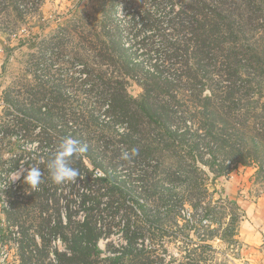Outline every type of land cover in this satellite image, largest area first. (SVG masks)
Wrapping results in <instances>:
<instances>
[{
    "label": "rangeland",
    "instance_id": "374dc122",
    "mask_svg": "<svg viewBox=\"0 0 264 264\" xmlns=\"http://www.w3.org/2000/svg\"><path fill=\"white\" fill-rule=\"evenodd\" d=\"M193 1L0 0V146L10 147L9 151L0 148V225H6L4 212L13 206L2 190L5 185L19 181L10 183V175L16 169L22 166L27 170V161L13 171H7L10 166L8 161L7 164L3 161L13 152L14 158L33 157L31 152L39 147L35 138L40 130L38 126L32 127L26 134L18 126L5 133L6 127L17 122L16 111L7 114L6 93L10 92L19 101L18 107L28 112L31 106L26 97L31 88L42 90L46 85V91L53 93L54 85L63 83L68 90L67 97L64 96L66 111H77L82 102L91 109L95 93L88 89L90 83L98 80L92 73L89 77L86 71L104 70L111 77L127 69L122 58L104 65L97 61L96 56L99 58L101 51L106 53V45L113 43L117 49L123 47L120 52L128 59L131 57L132 62L135 59L143 67L153 68L164 56L156 24L150 23L159 18L166 29L170 19L168 12ZM144 11L152 15L147 22ZM59 77L65 81H60ZM127 80L128 94L140 99L141 84L137 79ZM78 87L81 88L75 91ZM51 93H47L48 97L54 96ZM104 111L102 108L100 115ZM191 125L193 123H181L180 133ZM115 126L117 132L111 128L105 132L110 146L121 154L132 150L127 142L141 140L135 146L139 156L104 174L89 164L92 174L80 176L82 181L92 180L90 191L98 197L94 219L104 235L97 244L100 257L105 259L101 264H139L146 259L151 264H264V241L249 245L248 239L242 236L248 203L264 198V152L260 160L245 164L224 160L218 149L215 150L216 144L206 136L198 150L203 160H199L196 152H190V143L176 142L169 149L163 147L155 151L153 147L160 146L167 135L154 124L140 122L139 128H144L141 135L127 130L126 121L115 122ZM187 137L190 135L186 138L184 135V139ZM27 144H34L35 148L29 151ZM221 167L224 170L220 171ZM109 174L113 181H106L107 187H102L104 183L97 178ZM226 178L234 185H228ZM42 184L48 185L46 180H42ZM79 184L77 181V187ZM78 189V194L72 198L69 187L61 188L64 195L69 196V201L68 198L60 201L65 217L66 205L71 204L73 212L80 208L81 193L86 190ZM85 211L76 219L82 221ZM11 231L5 227L4 235L8 237L6 243H0V264H20L16 242L19 235ZM33 232L30 227V235ZM48 244H45L46 250H49ZM54 244L63 250L61 241ZM54 248L52 245L50 250Z\"/></svg>",
    "mask_w": 264,
    "mask_h": 264
},
{
    "label": "trees",
    "instance_id": "16d2710c",
    "mask_svg": "<svg viewBox=\"0 0 264 264\" xmlns=\"http://www.w3.org/2000/svg\"><path fill=\"white\" fill-rule=\"evenodd\" d=\"M171 10L166 29L159 18L150 23L156 24L154 27L163 41L164 60L153 68L147 69L135 59L132 62L131 57L128 59L120 52L124 48L117 49L113 43L106 45V53L101 51L99 58L96 56L102 65L122 58L127 69L111 77L104 70L86 71L89 77L94 74L98 80L90 83L88 89L95 93L93 108L82 102L77 111H66L68 90L63 83L54 85L53 93L46 91V85L42 90L31 88L26 97L31 106L28 112L18 107L19 101L10 92L6 93L7 114L16 111L17 122L6 127L5 133L21 126L29 134L32 127H40L35 138L39 147L31 152L34 156L28 158L23 154V158H14L15 153H10L11 157L3 161L6 164L8 161L7 171L27 161V169L39 167L42 180L48 183H41L34 191L23 184L22 176L16 184H7L2 190L13 206L4 212L6 225H0V243L7 242L5 227L19 235L16 242L20 264H101L105 260L100 257L97 245L104 235L94 219L98 197L90 191L92 180L82 181L80 176L92 174L89 164L104 174L128 162L119 157L116 147L110 146L105 133L110 128L117 132L115 122H128L127 130L138 135L144 130L139 128L140 122L160 127L167 138L160 146L153 147L155 151L169 149L176 142L190 143V152H196L199 160H203L198 150L207 136L224 160L244 164L260 160L264 152V0H194L184 3L181 9ZM146 14L144 11L147 22L152 15ZM131 78L137 79L143 88L140 99L128 94L127 79ZM59 80L65 81L61 77ZM47 93L54 96L48 97ZM102 108L105 117L100 115ZM186 122L193 125L186 126L181 134V123L186 125ZM123 133L117 134L122 137ZM187 134L190 137L184 139ZM66 137L87 145V152L72 160V167L80 173L79 187L77 181L55 184L49 176L47 163L55 146ZM137 141L141 140L127 144L133 149ZM0 148L10 150L7 145L1 144ZM109 175L97 178L104 183L102 187H107L106 181H113ZM62 187H69L72 198L78 194V188L86 190L81 193L82 203L77 211L73 212L71 204L66 205L67 217L61 212L60 201L64 198L69 201V196L64 195ZM82 210H86V216L79 221L76 218ZM143 211L145 214L146 209ZM30 227L34 231L31 235ZM59 241L64 246L61 251L54 244ZM48 242L50 246L46 250ZM140 253L144 254L143 249ZM139 264H151V261L146 259Z\"/></svg>",
    "mask_w": 264,
    "mask_h": 264
},
{
    "label": "clouds",
    "instance_id": "9594fccd",
    "mask_svg": "<svg viewBox=\"0 0 264 264\" xmlns=\"http://www.w3.org/2000/svg\"><path fill=\"white\" fill-rule=\"evenodd\" d=\"M26 149L31 151L34 144H27ZM87 152V145H82L78 140L66 137L55 146L51 159L47 163L50 179L55 184L76 182L80 176L79 170L72 167V160L80 154ZM138 154V149L133 148L130 152L123 151L121 159L128 161ZM23 184L32 190H37L42 183L43 173L37 166H31L27 170L22 166L10 175V183L21 179Z\"/></svg>",
    "mask_w": 264,
    "mask_h": 264
},
{
    "label": "crops",
    "instance_id": "0c3cea01",
    "mask_svg": "<svg viewBox=\"0 0 264 264\" xmlns=\"http://www.w3.org/2000/svg\"><path fill=\"white\" fill-rule=\"evenodd\" d=\"M226 179L228 181V185H234L230 178ZM251 203L252 202L248 203V210L244 215V220L242 223L244 229H242V236L245 238V240L248 239V242H250L249 245H252L256 242H260L261 244L262 241H264V198L259 197V200L254 201L253 204ZM262 250H264V248Z\"/></svg>",
    "mask_w": 264,
    "mask_h": 264
}]
</instances>
